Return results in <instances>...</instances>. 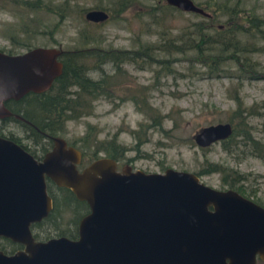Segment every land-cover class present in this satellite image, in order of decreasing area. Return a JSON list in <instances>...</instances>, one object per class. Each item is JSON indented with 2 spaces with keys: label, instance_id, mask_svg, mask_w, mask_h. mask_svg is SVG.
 Instances as JSON below:
<instances>
[{
  "label": "rangeland",
  "instance_id": "rangeland-1",
  "mask_svg": "<svg viewBox=\"0 0 264 264\" xmlns=\"http://www.w3.org/2000/svg\"><path fill=\"white\" fill-rule=\"evenodd\" d=\"M63 1L66 12L61 10L60 19L54 9ZM193 1L205 14L165 0H137L119 17L86 25L79 13L99 5L109 14L106 9L113 1L39 0L42 6L28 15V34L21 33L20 21L0 6V51L16 53L35 46L59 50L61 62L81 63L73 77L110 82L122 71L112 97L95 100L92 115L65 123L62 136L69 143L78 145L87 125L99 131L100 139L117 132V141L128 148L117 161L118 170L130 166L145 172L173 168L196 173L217 165L220 169L200 174V181L234 189L264 207V0ZM234 9L236 15L227 13ZM138 49L144 52L141 58L115 53ZM125 85L147 87L146 102L163 116L161 126H146L148 120L132 101H119L127 96ZM67 90L77 88L71 84ZM237 109L255 144L241 135L207 146L194 142L200 127L225 122ZM0 127L3 134L34 149L28 131L18 123L0 122ZM87 161L86 156L83 164ZM225 177L235 180L234 188L227 187ZM72 216L64 212L58 229L64 230Z\"/></svg>",
  "mask_w": 264,
  "mask_h": 264
},
{
  "label": "water",
  "instance_id": "water-1",
  "mask_svg": "<svg viewBox=\"0 0 264 264\" xmlns=\"http://www.w3.org/2000/svg\"><path fill=\"white\" fill-rule=\"evenodd\" d=\"M204 13L193 0H165ZM205 14V13H204ZM89 22L108 18L103 9L84 13ZM62 52L35 46L0 51V119L15 116L5 105L29 92H43L61 75ZM229 122L200 127L193 140L207 146L227 139ZM37 160L17 142L0 135V237L23 245L0 249V264H257L264 260V207L234 189H216L194 172L165 168L144 172L101 156L80 170L81 151L64 138ZM46 178L88 205L78 237L36 240L30 224L52 209Z\"/></svg>",
  "mask_w": 264,
  "mask_h": 264
},
{
  "label": "trees",
  "instance_id": "trees-1",
  "mask_svg": "<svg viewBox=\"0 0 264 264\" xmlns=\"http://www.w3.org/2000/svg\"><path fill=\"white\" fill-rule=\"evenodd\" d=\"M113 5L106 9L109 11L108 19L121 16L130 6L135 4L137 0H112ZM67 1H63L54 9V12L58 15L60 19L63 16L62 9H66L64 4ZM39 0H0V6L15 15V18L20 21L19 27L20 32L24 34L29 33V21L28 18L33 11L38 9L40 6ZM42 6V4H41ZM100 9H105L103 6H96ZM226 10V9H225ZM231 15H236V9L227 10ZM83 12V10L81 11ZM85 12V11H84ZM79 13V17L82 19L84 15ZM85 18H83L84 20ZM86 25H95L92 22L84 20ZM19 35V33H17ZM24 38V36H23ZM120 56H129L130 58H137L144 56V52L141 49L135 51L121 50L118 53ZM111 54V52H107ZM63 68L60 76L54 79L51 87L43 92H29L19 98L18 100L9 99L5 101V105L9 107L10 111L21 114L22 117L27 119L32 125L28 123L15 119L14 117H6L0 119L3 124L8 121H13L18 123L28 131L29 136L31 134L36 135L34 138H40L39 133L45 132L50 136H62L64 134L65 123L67 121L79 120L80 118L92 115L94 112V102L101 97H112L115 90L118 89V84L125 73L122 71H116L115 80L108 82L107 80H92L85 77H73L75 75L76 69L79 68L81 63L74 62L71 60H63ZM74 84L77 88L75 91L67 90L68 86ZM124 92L127 94L126 98H121L119 101H125L129 99L132 101L135 109L141 112L148 120L146 126H161L163 116L152 106L146 102V91L147 87L142 85L128 86L125 85L123 88ZM118 105V103H113ZM234 114V115H233ZM232 125L231 135L224 141L230 140L231 138L241 135L246 141L255 144L254 140L251 138L249 127L245 122V117L242 115V110L237 109L232 111V115L227 118V121ZM141 126L144 123L140 124ZM1 128V127H0ZM132 134H137V130L132 129ZM98 133L92 125H87L84 134L78 139V145L75 142L70 143L71 145L77 147L81 151V161L78 164L79 167H84L92 160L98 158L100 152H103L105 156L112 157L116 161H119L124 157L125 152L128 148L121 145L117 141V132L110 138H98ZM1 136H5L19 145H21L25 150L30 151L26 145L22 144L17 137L12 134H3L0 131ZM38 136V137H37ZM137 138V136H135ZM32 153V152H31ZM34 154V153H33ZM88 157V163L83 164V159ZM220 169L217 165L209 168H201L196 175L205 174L211 170ZM225 175V173H224ZM228 176V175H226ZM225 182L227 187L234 188L235 180L232 177H225ZM49 183L48 191L52 197L53 206L50 210L48 216L40 224L35 226H44L50 224V229L43 231L42 233H36V239H45L52 235H67L66 232L71 233L70 225L65 226L64 230L58 229L57 225L61 223L62 214L66 211L72 213V218L70 223L76 224L79 217L88 211V205L85 201L77 199L70 189L66 187H50ZM69 222V220H68ZM67 222V223H68ZM66 223V224H67ZM72 232L75 231L72 230ZM71 236V235H69ZM0 248L6 253H12L14 250L19 248V245L12 242L9 239L0 238Z\"/></svg>",
  "mask_w": 264,
  "mask_h": 264
},
{
  "label": "flooded vegetation",
  "instance_id": "flooded-vegetation-1",
  "mask_svg": "<svg viewBox=\"0 0 264 264\" xmlns=\"http://www.w3.org/2000/svg\"><path fill=\"white\" fill-rule=\"evenodd\" d=\"M9 108V107H8ZM12 113L13 114H16V113H14L13 111H12ZM17 115H20L21 116V114H17ZM10 117H14L15 119H17L15 116H10ZM24 118V117H23ZM25 119V118H24ZM19 120V119H18ZM27 120V119H26ZM32 136L30 137L31 138V142H32V145L34 146V149H37V150H39L40 151V153H38V152H36L34 149H31V148H29L28 146H26L30 151H28L29 153H31L37 160H41L42 159V157H43V155L45 154V152H47L48 150H50L51 149V147L53 146V140H52V138H51V136L50 135H48V134H46L45 132H41V133H39V135H41V137L40 138H37L38 140H35L34 138L36 137V135H34V134H31ZM57 136H60V135H57ZM5 137V136H4ZM38 137V136H37ZM60 137H62V138H64L63 136H60ZM65 139V138H64ZM65 141H66V143H67V145H71L66 139H65ZM77 148V147H76ZM34 153V154H33ZM77 168L80 170L81 168H83V167H79L78 165H77ZM140 170V169H139ZM143 171V170H142ZM145 172V171H144ZM46 191H47V194L50 196V194H49V191H48V186H49V183H51V186L50 187H59L58 185H56L53 181H51L50 179H48V178H46ZM63 187V186H62ZM238 192V191H237ZM239 193V192H238ZM242 195V194H241ZM50 198H51V200H52V197L50 196ZM52 206H53V201H52ZM88 211H89V208H88ZM88 211H86L85 213H83L80 217H79V219L77 220V223L74 225V224H72V223H70V224H68V225H70V232L71 233H68V232H66L65 234H67V235H64V236H66V237H69V238H71V239H75V238H77L78 237V224H79V221H80V219H81V217L82 216H84L85 214H87L88 213ZM49 214V213H48ZM48 214H47V216H48ZM47 216H45L44 218H42L40 221H37V222H33V223H31L30 224V230H31V233H32V235H33V237L36 239V233H42L43 231H47V230H49L50 228V224H51V222H50V224H46V225H42V226H40L41 224V222L43 221V220H45L46 219V217ZM37 224H40V225H38V226H35V225H37ZM67 225V227H69ZM72 230H74L75 231V234H74V232H72ZM69 235H71V236H69ZM55 235H52V236H50V237H54ZM58 236V235H57ZM59 236H61V235H59ZM50 237H46L45 239H36V240H46V239H48V238H50ZM1 238V237H0ZM4 239H6V238H4ZM16 243V242H15ZM18 245H19V248L18 249H22L23 248V245H21L20 243H17ZM1 249V248H0ZM18 249H16V250H18ZM2 250V249H1ZM16 250H14L13 252H15ZM4 252V251H3ZM12 252V253H13ZM6 253V252H5ZM258 259H260V258H258L257 257V260Z\"/></svg>",
  "mask_w": 264,
  "mask_h": 264
}]
</instances>
